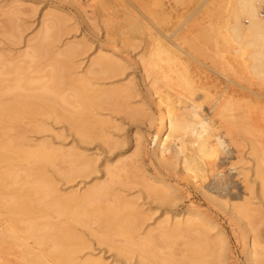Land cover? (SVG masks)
I'll return each mask as SVG.
<instances>
[{"label":"rangeland","instance_id":"obj_1","mask_svg":"<svg viewBox=\"0 0 264 264\" xmlns=\"http://www.w3.org/2000/svg\"><path fill=\"white\" fill-rule=\"evenodd\" d=\"M126 7L129 9H126ZM226 7L227 0H0V55L2 56V59L5 58L7 61H10L9 63L12 62L13 64H17L18 62V66H24V64L28 66L27 62L29 60L27 55L32 53L31 47L35 46L33 43H35L43 35L44 26H46L48 23V28H51L52 21H56L54 22V25H56L59 20L58 18L61 17L62 24L60 23L61 29H59L61 31H57V36H54V34L53 36L50 35L55 37L58 42L53 40V43L51 42L52 40L48 39L47 41H43L42 45L45 47V49H49L50 46L48 47V45L54 44L49 49L51 57H54L55 53L56 56L57 53L60 52V54L66 53L67 49H70L69 46H72L71 49H75V52H80V54L76 53L77 56L75 55L74 59H72L73 57L71 58L73 60L71 61L74 64V70L70 73V80H74L76 82V79L80 80V78H88V80L90 79V83L87 79L86 80L88 81L89 85H91L88 86L91 87V89L94 86V88H99V90L102 91L122 88L123 90H126V94L128 93L126 95L127 99H124L122 102H117L118 105L116 107H112V104L114 103H110L111 106L108 104L105 106L104 104L102 108H97L94 110L93 114L97 119L106 121L103 128L100 129V133L103 135L104 141L101 139H95L90 141L92 144L90 142H79L82 139L77 136L78 134L75 132L74 128L70 126V124L64 120L43 115H34L32 118H28V120H24L21 123L19 122V124L17 126L15 125L16 127L14 126V129L10 131L11 138L14 136L13 138L15 143L23 150L26 149L28 151H33V149L37 148L38 146H44L46 151L55 150L58 152V155H60V153L62 154L64 152L66 153L67 151L74 150L84 154L88 158L90 157L89 159L94 161V166L91 173L86 175H76L77 177L74 176V179L72 178L71 181L66 180L63 177V174H66L71 170L70 168L72 167V164H70L68 161L61 160L59 157L48 161V164H46L43 171L45 172L46 176L49 177L52 183L55 184L54 186L59 191V194L62 195L82 193L95 184L113 180L114 177L111 175V178L110 175L108 176V174H105V170L103 172L102 169H105L106 165H114L113 162L120 156L129 159L130 161L127 160L128 162L136 159L139 160L140 165L139 163H137L138 165L136 164L138 167L136 166L135 169H129L127 173L121 174V178L118 179L115 177L113 180L118 185L117 186L115 184L113 187L115 192L117 194L119 193V195L121 193L125 200L128 199V201L131 200V202H135L136 208L133 207L130 210L126 209L127 211L124 210L123 212H120L124 216V220L122 219L123 222L120 219V221L112 223L110 221L108 222L107 219L102 218V221L86 220L80 224L71 221H64L73 225H66L64 222V224H59L60 227H63L64 229L68 228L71 230V232H73L71 234H74V238L69 240V237L66 239V242L68 241L69 244L71 242V244L83 242V244H85V249H83L81 253L77 254L76 257L83 259V257L87 258L91 255H94V257L101 256L103 260L107 261L109 264L112 260H114L115 257L118 258V261H123L124 258L122 256L126 255L129 260H125H128V262L130 261V264H139V262H141L140 264H142V262L143 264H164V262L166 264H171L170 262L175 264V261L177 260L176 258L179 260V258L182 256H191L192 252L194 251H196L195 255L197 257L202 258V251L206 250V252L203 253L204 256L202 259L206 258L205 260H209L211 255L210 252L213 251V245L215 247V245H217L219 242V239L216 240V237H214L216 235L215 231L209 230L208 227H203L202 234L200 231V233H196V230L190 232L180 230L178 232L174 231V233L171 227L170 229L166 227V231V229L164 230L163 228H158L159 225H157L159 221L161 222V220L164 219L163 214L165 215L170 213L169 216H171L174 214L183 213L186 209L193 207L205 215L207 219L212 220L218 225L220 231L223 233L229 244L230 259L234 264H245L243 245L245 242L244 225L246 223V225L249 224L250 228L253 227V232L255 231L256 234L264 236V201L262 198H258L256 195L250 197V202L252 205L249 206V212L246 216V219L242 218L245 221V224L244 221L240 222V220L235 219L233 216H231L228 210L226 211L224 207H222L220 204L217 205L216 202H212L210 199V197H215L221 202L225 200H232L239 203L241 201H239L241 197H246V187L244 183L241 182L243 179L235 174L230 175V177L227 174L230 172L229 169L231 168L233 162L236 161L239 164H243V162L239 161V158L245 160L241 161H244L245 165L247 163L248 166L246 167V170L252 173V168L257 165L256 163L259 161L257 159L260 158H258L261 153L259 149H264V83L257 82L253 76L249 74L246 68H244L246 72H243L244 69L242 66H239L242 63V61L240 62L241 59L238 60L240 58V54L235 53L237 50H239V47L236 45V43L234 44V42H231V38H228L229 33L226 35L227 32L224 31L223 24L225 21ZM46 13L49 14V17H51V14L53 15V13L59 17H56V20L55 18H52V20L48 17V21L46 22ZM128 13L131 16H133L135 13L134 16L139 22V25L142 26V29H140L139 32L135 33V29L132 30L128 26V18H131ZM9 15L10 17H8ZM220 24L222 25L223 30L221 26H219ZM242 24L246 26L243 19ZM57 26L59 28V24H57ZM55 28L53 26L54 32L56 29H58ZM48 31L52 34L50 29H48ZM119 32H121V34ZM10 35H13L14 38ZM222 37L228 40L223 39ZM32 38L35 41H33ZM225 41H227V43H225ZM45 42H51L52 44H45ZM64 47H68L66 48V51ZM154 47L157 49V52L155 50V54H157L158 51L163 52L166 50V48H169L180 57H178V59L172 60L168 64L163 61H159L157 62L156 67H151L152 65L149 64L155 60V57H152V54L154 53ZM236 47H238L237 50ZM47 49L45 51L48 53ZM51 51H53V54ZM177 51L180 55L177 53ZM99 54L112 57L111 59H113V61L116 60L117 62H115L120 64V71L118 70L117 74H112L110 76L111 78H107L109 75L93 74L92 72L95 71H93V68L91 71L89 65L94 58L96 59L99 56ZM46 55L48 56V54ZM162 55L161 58L164 59L165 56L163 57ZM48 57L50 59V56ZM235 57L238 61L234 59ZM44 58L42 60V65L44 66V69L42 70L43 73L39 72L38 75V72L34 70V76V72L31 70L32 65L34 64H30L31 69L28 70L31 72H28V75H33L29 77L38 79L41 84L47 81L46 76L43 77L45 74L44 70H47L46 72L50 70V68L47 66L45 67L49 59L47 58L48 60L46 59L45 62ZM229 65L231 67H229ZM232 65L236 67L233 68ZM235 69L239 70L240 72L238 73ZM234 70L236 71V75L234 74ZM247 72L248 75L245 74ZM163 76L171 77L170 79H165ZM175 76H190L192 79L191 88L186 89L185 85H183L184 83H182L183 80L181 79V81ZM172 79L175 81L173 82ZM66 83H68V85L65 86ZM66 83L64 86L62 85L63 87H61L64 89V95L70 98L73 95L71 93L72 89H70L72 87H69L71 85L69 82L66 81ZM181 88L183 90H181ZM203 88H205L204 91ZM153 91H156V93L160 95L166 93H168L169 96L172 95L170 99L174 102L178 101L177 95L181 94V92L183 96L187 94L185 97L191 102L201 105L200 107H202V116H207L206 118L209 119L211 118L210 120L212 122L214 120L213 124H217V126L219 125L222 127L220 128L222 131L219 129V134L222 133L221 135H225L224 137H226L225 139L230 150L228 149L227 153L220 154V158L222 159L216 163V168H213L212 172L214 173H212V177L209 178L205 183H202V186L204 187H202L201 190L196 187L194 188V186L183 181V178L180 174L176 173L177 175H175L174 173H168L167 171L165 172L164 170H161V167H159L158 164L152 159L151 141L154 133L157 131V124L155 125L154 122V125H149V123L152 121L151 119L156 118V113H158L156 101H154L156 97L152 95L154 93ZM174 91L178 94L175 95ZM223 91L224 93H222ZM219 93H222V95L224 94L225 96L227 95V100L224 99L226 98L225 96H221ZM206 96L208 98L202 100ZM230 100H233V102H230ZM61 102L62 101H60V103ZM215 102L219 103L216 104ZM222 103L225 104V107ZM64 104L65 103L61 105L64 110L67 108L71 111L76 109L74 110L76 112L80 110V107L79 110H77V108H71L72 106L69 107L70 105L64 106ZM215 104L219 109L216 107L213 109ZM56 105L58 106V104ZM62 108L57 107V109H60V111L63 110ZM215 109L218 111H215ZM220 110L223 112L222 114ZM216 113L218 114L216 115ZM219 113L221 114L220 122V119L215 121L216 117L220 118V116L218 117ZM151 114L152 116H150ZM224 115L228 116L226 118L231 123L230 125L228 124L229 122L224 123L226 120ZM223 118L225 119L224 121L222 120ZM217 121L221 124H218ZM232 124L234 125V129ZM22 125L24 129L22 127L20 128ZM227 127H229V129L231 127L232 128L229 130ZM223 129L227 130L225 131ZM227 131L228 133L231 132L229 135L232 134V137H236H230V139H227V136L229 135L224 134V132L227 133ZM236 133L237 135H235ZM136 135L143 137L142 149L139 155L135 153L134 149L135 139L136 137L138 138ZM5 138L6 137L3 139ZM241 140H243L244 143H241ZM231 141L233 143L237 142L238 148L240 147V150L236 149L237 144L234 143V146ZM20 142L22 144H20ZM251 143H254L259 148L256 147L258 148L257 150L253 149L251 151V149L255 146H251ZM242 144L246 145L244 146L245 148L242 147ZM250 147L252 148L250 149ZM248 149H250L251 152L255 151L253 153L254 155L252 154L253 158L249 156V153L251 154V152ZM258 150L260 153L257 152ZM238 154L240 155L239 157ZM241 156H243V158ZM254 156H257L256 161ZM236 159H238V161ZM18 160H16L17 162H12L13 171H15V174L18 172V178L15 179L16 182L12 186L16 189L19 187V190H21L26 183L31 185L29 183L35 179L34 175H29L30 173L27 174L29 176L26 178V174L23 175V171L21 170L25 168H31L34 164L31 163L32 161H28L26 165L25 161H20V159ZM97 160L99 161L97 162ZM0 170L3 172V170L5 171V168L3 167ZM226 175L228 177H226ZM126 176L127 178L125 179ZM159 176L176 188V193L169 195L168 199H170V201H165V203L164 201L159 202L154 198L152 199V197L148 196L147 192V185L157 186L159 184L154 179V177ZM252 176V174L249 176L250 185L251 183L253 184ZM213 183H221L223 187L221 186V188L216 190L213 186ZM198 184L199 182L197 185ZM206 195L208 196V199ZM35 198H32V203H34ZM171 198L172 200L174 199V201H171ZM38 201H40L39 198H36L34 204H37V206L40 203ZM110 201L108 202L109 204L107 203L108 205L113 204ZM256 204L257 206H255ZM258 206L259 209H257ZM138 207L140 210L139 212L137 210ZM132 212L133 214L134 212H138L140 214L138 217L139 219L127 217L128 213L132 214ZM126 213L127 215H125ZM142 214H144V216ZM44 215L53 216L54 214H52L51 210L48 208L47 210L43 209L42 214L39 213L37 215L38 219L35 221V224L38 221L36 224L38 227L44 224V220L42 219ZM103 219L106 221H103ZM55 221L56 219L53 222ZM139 221L141 222L139 223ZM103 227L106 228L102 230ZM15 228V232L13 233L14 235H12L13 237L6 239V242L3 244V246H0V264H24V259H28V264H44L45 262V264H56L60 258L64 259V253V255L58 253L61 257H59L57 253V255L54 254L51 256L49 255L51 254L49 251H51L52 244L56 240V237L58 239L59 236H62L60 239H65V230L58 235L55 233L57 236H51L52 233H45L46 231L45 229L43 230L44 227H42L41 230L39 229L36 231L38 233L34 232L33 234L31 233L27 236L24 234V232H22V224H15ZM105 229L106 231L108 230L107 235L106 231H104ZM169 231L171 234L167 235L166 233ZM123 232H125V234H123ZM41 233L43 234L42 237ZM100 235L101 237H99ZM124 235H126V239H124ZM162 237H164L163 240ZM207 237H213L214 239L212 238L211 241L210 238L207 239ZM52 239L54 241H52ZM195 240L197 241V244H195ZM36 241L38 242L35 243ZM169 241L171 242L169 243ZM200 241L203 242L200 243ZM127 242L129 244H125ZM143 242L145 244H143ZM15 243L18 245L16 246ZM133 243L135 244L134 246L136 248H132ZM204 243L209 244V251L207 249V245ZM27 247L30 249V251L27 250ZM119 247H123V249H125L121 256H119V254L116 255V252L113 249ZM202 247H205V249ZM126 251L129 253L127 252L126 254ZM38 254L41 257H37ZM198 254H200V256H198ZM205 255L207 256L205 257ZM126 256L125 258H127ZM172 257H175V261L174 258L171 259ZM30 259L32 262L29 261Z\"/></svg>","mask_w":264,"mask_h":264},{"label":"bare ground","instance_id":"obj_2","mask_svg":"<svg viewBox=\"0 0 264 264\" xmlns=\"http://www.w3.org/2000/svg\"><path fill=\"white\" fill-rule=\"evenodd\" d=\"M100 7H101V5H100ZM102 7H103V5H102ZM126 9H129V8L126 7ZM104 11H105V9H104ZM225 11H226L225 12V21L223 24L224 31L227 32L226 35H228V33H229L228 38H231V40H232L231 42H234V44L236 43V45H238V47H239V50H237L238 47H236L237 51L235 52L236 54L237 53L240 54L239 55L240 58L238 57L239 58L238 60L241 59L240 62L242 61V63L239 66H242L243 69L246 68V70L252 76L251 71H250V66H254V61H253L252 57L255 54V49L250 47L251 32H250L248 26L247 25L244 26L242 24V19L244 20V10L241 6V0H227V7H226ZM54 15H55L54 13H53V15L51 14V17H49V14L45 15L47 17L46 22L48 21V17L50 19L55 18V20H56V17L57 18L59 17L58 15H55V16ZM134 15H135V13L133 14V16L130 15L131 18H128L129 21H127V23L129 22L128 26L132 30L135 29L134 32L136 33V32H139L140 29H142V26L139 25V22L137 21V19ZM8 17H10V15ZM7 19H9V18H7ZM58 19L59 20L56 23V25H54V22H56V21H54V22L52 21L53 24L51 23V25H52L51 28L50 27L48 28V26H47L48 23H47L46 26H44L43 35L41 34L42 36L36 41L37 44H36V42L33 43V44H35V46L31 47L32 53L27 55L28 60H29L27 62L28 66L25 65L24 63H23L24 66H21V65L18 66L17 65L18 62H17V64H13L12 62L9 63L10 61H7L5 58L2 59L1 58L2 56L0 55V169H2L3 167L5 168V171L3 170V172L0 170V246L1 247L3 246V244L6 242V239H10L11 237H13L12 235H14L13 233L15 232V229H16L15 224H18V223L23 225V228H22L23 231L22 232H24V234H26L27 236H28V234H31V233L33 234L34 232L38 233L36 231L39 229L41 230L42 227H44L43 230L45 229V231H46L45 233H48V234L52 233L51 236H53V235L55 236L56 234L58 235L59 233H61L65 230V232H64L65 233L64 234L65 239L61 240L60 238H62V236H59L58 239L56 237L55 241L52 239V241H54V243L52 244L51 251H49L51 254L48 253L51 256L54 254L57 255L58 253H61V254L64 253L65 254L66 258L65 257H63L64 259L60 258L62 260L59 259L56 262V264H108V262L104 261L101 256L100 257L95 256L96 257L95 258L94 255H91V256H88L87 258L83 257V259L76 257L77 254L81 253L83 251V249H85L84 248L85 244H83V242H78V243L76 242L74 244H71L72 242L70 244L68 243V241L66 242V239H68L69 237H70L69 240L71 238H74V236H73L74 234L72 235L71 233H73V232H71V230H69L68 228L64 229L63 227H60L59 224L63 223L64 221H71V222H75V223L80 224L86 220L99 221L102 218H105V219H107L108 222L110 221L112 223L118 222V221H120V219L124 220V218H123L124 216L120 212H123L126 209L130 210L133 207L136 208L135 202L133 203V202H131V200L128 201V199L125 200V198L121 195V193H120V195H119V193L117 194L115 192V190L113 189L114 185L116 184L115 181H113V180L115 177L118 179L121 178L122 177L121 174L127 173V171L129 169L130 170L132 168L135 169L136 166L138 165L137 163H139V165H140L139 160L136 159V160H133L131 162H128L127 160H129V159H126L125 157L120 156L113 162L114 165H112V164H111V166L106 165L105 169H102L103 172L105 170V174H108V176L110 175L111 178L113 176L114 177L113 180L105 181L103 183L101 182L100 184H95L86 190L84 189L85 191L83 190L84 192H82V193H77V194L74 193L73 195L71 194L72 196L70 194L62 195V194H59V191L54 186L55 184L52 183V181L49 179V177L46 176L45 172L43 171L46 164H48V161L54 160L55 158L59 157L61 160L68 161L70 164H72V167L70 168L71 170L68 173H66L67 172L66 171L65 172L66 174H63V177L66 180H70V181L72 180V178L74 179V176H76V175H86L88 173H91V171L93 170L94 161L89 159L90 157L88 158L84 154L77 152V151H74V150L73 151H67L66 153L64 152L62 154L60 153V155H58L57 154L58 152H56L55 150L46 151L44 146L43 147L38 146L37 148L33 149V151H28L26 149L23 150L22 148H20V146L18 147V145L14 141V138H13L14 136L11 138V134H10V131H12L14 129V126L15 125L17 126L19 124V122L21 123L24 120H28V118H30V117L32 118V116H34V115H43V116H51V117L66 121L68 124H70V126H72V128H74L75 132L78 134V135L77 134L76 135L82 139L79 142L82 141L85 143V142H90V141L95 140V139L103 140V135L100 133V129L103 128L106 121L97 119L95 117V115L93 114L94 110L97 108H102L104 106V104H105V106L107 104L109 106H111V104L114 103V104H112L113 105L112 107H116L118 105L117 102H122L124 99H127L126 95L128 93L126 94V92H125L126 90H123L122 88L121 89H115V90L113 89V90H107V91L103 90L102 91V90H99V88L98 89L94 88L95 86L92 89H91V87H88V86H91V85H89L90 79L88 80V78L84 79V78L79 77L80 80L76 79V82L74 80L73 81L70 80V76H71L70 73H71V71L74 70V64L72 63V61H73L72 59H74L75 55L77 56V54H80V52H75V49H73V48L71 49L72 46H69L70 49H67L66 53L60 54L61 53L60 52V53H57V56H56L55 52H57V51H55L54 52L55 56L51 57V53L49 52V49L52 45H54L51 42H53V40L58 42L57 39L55 37H52V36H53V34H54V36L55 35L57 36V33L59 31H61V30H59V29H61V24H62L61 23V17ZM43 22H45V21H43ZM57 24H59V28H58ZM53 26H54V28L55 27L58 28V29L55 28L56 29L55 32L53 31L54 30ZM125 26H126V24H125ZM219 26H221V28L223 30L222 25L220 24ZM45 29H47V30H45ZM48 29L51 30L52 34L48 31ZM10 32H11V30H10ZM119 33L121 34V32H119ZM50 35H52V36H50ZM10 36L13 37V35H10ZM58 37H60V36H58ZM48 39H50L52 41L48 42V43L45 42V44H52V45H48V47L50 46L49 49L46 48L48 51V53H47L45 51L46 49L42 45V43H43V41H45V40L47 41ZM223 39H226V38H223ZM32 40H33V38H32ZM226 40H228V39H226ZM33 41H35V40H33ZM225 43H227V41H225ZM228 44H230V43H228ZM76 47H77V45H76ZM64 48H63V50H64ZM66 48H68V47H66ZM66 48H65V51H66ZM68 50H72V51H68ZM73 50L75 53L73 52ZM153 50H154V53L152 51V53H153L152 57H155L154 59L156 61L154 60L152 63L149 64V65H152L151 67H156L157 62H159V61L160 62L163 61V62L168 64L172 60L178 59V57H180L175 52H173L172 49L170 50L169 48H166V50L163 52L158 51L157 54H155L157 52V49L155 47ZM155 50H156V52H155ZM51 52L53 54V51H51ZM49 53H50V55H49ZM177 53H178V51H177ZM46 54H48V56H50V59ZM101 54H102V52H101ZM101 54H99V56L96 59L94 58L91 61V64L89 65L91 71H92V68H93V71H95L92 73L93 74L95 73V74L109 75L107 78H109L112 74H117L119 67H120L119 66L120 64L116 63L117 62L116 60H115L116 62L113 61V59H111L112 57H108V56L101 55ZM112 54H114V53H112ZM161 55L163 57L165 56V58L164 59L161 58ZM25 56H24V58H25ZM241 57L242 58L244 57L243 58L244 60ZM43 58H44L45 62H46L47 58L49 59V61H47L46 65H45V67L47 66L48 68H50V70L48 72H46L47 70L46 71L44 70L45 74L43 75V77L46 76V78H47L46 82L47 83L43 82L41 84L38 79H35L33 77H29L32 74L28 75V72H29L28 70L31 69L30 68L31 65L34 64V65H32L31 70H33V72H34V70L37 71L38 75H39V72L43 73L42 72V70L44 69V66L42 65ZM234 59L237 60L236 57ZM236 60H235V62H236ZM232 62H234V61H232ZM243 63H244V65H243ZM237 64H239V63H237ZM229 67H231V66L229 65ZM234 67H236V66H233V68ZM235 70H234L235 75H236V71L238 73L240 72L239 70H236V71ZM246 70L244 69L243 72H246ZM248 72L245 74L248 75ZM29 73H31V72H29ZM34 74H35V72L33 73V75ZM163 77L165 79H170L171 76H163ZM175 77L177 79L179 78V80H181V79L183 80L182 83H184L183 85H185L186 89L191 88L192 79L190 78V76H175ZM172 78H173V76H172ZM86 79L89 81V83ZM66 81L69 82L71 85L73 84L72 86L71 85L69 86V87H72V88H70V89H72L71 93L73 94L72 97H70L71 99L68 98L66 95H64V92H63L64 89H62V87L64 86ZM174 81L175 80H173V82ZM181 81H180V83H181ZM74 82H75V84H74ZM36 85H38V86H36ZM66 85H68V83H66L65 86ZM87 87L90 89H88ZM204 89L205 88H203V91H204ZM158 90H159V88H158ZM181 90H183V89L181 88ZM153 92L154 93L152 95L154 97H156L154 99V101H156L158 113H156L157 116L155 119H151L152 121L151 122L149 121L150 123L148 122L149 125L153 124L154 122H155L154 123L155 125L157 124V131H156V133H154V135L152 137V141H151L152 142V153H151L152 159L154 160V162H156L158 164L159 167H161L160 168L161 170H164L165 172L167 171L168 173H174L175 175H177L176 173H178L182 176L183 181L194 186V188L196 187L199 190H201L202 187H204V186H202V183H205L206 181H208L209 178L212 177V175H213L212 173H214V172H212L213 168H216V166H217L216 163L220 159H222V158H220V154L227 153V150L229 149V145L227 144V141L225 139L226 137H224L225 135L224 136L221 135L222 133L219 134V129L222 127L219 125L217 126V124H213L214 120L212 122L210 120L211 118L209 119V118H206L207 116L206 117L202 116L203 114H201V109H202V107H200L201 105H198L197 103L194 104V102H191L188 98L185 97L187 94L185 96H183L182 92H181V94H178L177 92L174 91L175 95L178 94L177 95L178 101L176 100L177 102H174L170 99L172 95L169 96L168 93L160 95V94L156 93V91H153ZM191 92H190V95H191ZM206 92H207V89H206ZM66 93H68V92H66ZM222 93H224V91ZM222 93L221 94L219 93V95L225 96L224 94L222 95ZM225 97L226 98H224V97H222V98L227 100V95ZM194 98H195V96H194ZM206 98H208V97L206 96L202 100H205ZM211 100H212V98H211ZM60 101H62L61 102L62 104L65 103L64 106L70 105L69 107L72 106L71 108H77V110H79V107H80V110L77 112L74 111L76 109L71 111L70 109L68 110V108H67L66 110H64L61 107L62 104L60 103ZM231 101L233 102V100H230V102ZM238 102H239V100H238ZM59 103H60V105H59ZM218 103H216V104H218ZM56 104H58V106ZM216 104L213 107V109L216 107ZM223 105L225 107V104H223ZM220 106H222V105H220ZM57 107L58 108L60 107L63 110L61 109L62 111H60V109H57ZM211 109H212V107H211ZM217 109H219V108H217ZM217 109H215V111ZM57 110H59L60 112ZM111 111H113V110H111ZM220 112H221V110H220ZM222 113L223 112H221V114ZM211 114H212V112H211ZM217 114L218 113H216V115ZM221 114L219 113L218 117ZM204 115H205V113H204ZM150 116H152V114ZM224 116H222V117H224ZM209 117H211V116H209ZM226 117H228V116H225V118ZM216 118H215V121L218 119H220L219 122L221 121V116H220V118H217V119ZM203 120H208L211 122V124H212L211 133L206 134V129H205ZM222 120L224 121L225 119L223 118ZM219 122H218V124H221ZM225 122L226 123L229 122L227 118L224 121V123ZM232 122H234V121H232ZM228 124L230 125L231 123L229 122ZM222 125H223V123H222ZM21 127L23 128V125L20 126V128ZM223 128H224V126H223ZM227 128L229 129V127H227ZM233 129H234V125H233ZM69 130H71V129H69ZM223 130H225V129H223ZM229 133H231V132H229ZM229 133H228V131H227V133L224 132V134H226V135L227 134L229 135ZM231 135L227 136V139H230V137L231 138L236 137V136L232 137ZM235 135H237V133ZM136 136H138V138L136 137V139H135V144H134L135 148L134 149H135V153L139 155L141 153V149H142V138L143 137L140 135H136ZM216 136H220L224 139L225 144H227V146H228L226 150H221L219 152L215 151L214 146L216 145V139H215ZM4 137H6V138L3 139ZM236 139H238V138H236ZM22 140H23V138H22ZM232 143H231V145H232ZM234 143L237 144V142H234ZM241 143H244V141L241 140ZM20 144H22V143L20 142ZM84 145H86V144H84ZM254 145H255L254 143L253 144L251 143V146H254ZM234 146H235V144H234ZM244 146H246V145L244 144L242 147H244ZM236 147H235L236 149L240 148V147L238 148V144ZM256 147H258V146L255 145L253 148L250 147V149L252 148L251 151L253 149L257 150L259 148V147L258 148H256ZM250 149H248V150L250 151ZM259 150L261 153L259 152ZM259 150L257 152L260 153L261 156L260 155L258 156V158L260 157L259 159L256 158L257 156H254L255 161H256V159L259 161H257V163H256L257 165L254 166V168H252L253 172L250 170L252 173H250V172H248V170H246V167L248 165H247V163H246V165L244 164L245 160L239 158V161L243 162V164L242 163L239 164L236 161L233 162L231 168L229 169L230 172H228V174H227L229 177H230V175L235 174V175H238V177H241V179H243V181H241V182H243L245 187H246L245 191H246L247 196L246 197L243 196V197H241V199L238 198L239 201L241 200L239 202L240 204L238 202H235L232 200L231 201L225 200V201L221 202V201H219V199H217L215 197H210L212 202L213 201L216 202L217 205L220 204L222 207L225 208L226 211L228 210V212L231 214V216H233L237 220H240V222L241 221L243 222L244 221L243 219L244 218L246 219V216L248 215L249 206L252 205L250 202L251 201L250 197H253V195H256L258 198H262L264 201V149H259ZM254 152L255 151L251 152V154L249 153V156H251L253 158L252 154ZM255 155H256V153H255ZM239 156L240 155L238 154V157ZM241 157L243 158V156H241ZM18 159H20V161H22V160L25 161L26 165H27L28 161H32L31 163L34 164L33 167H31V165H30L31 168H25L21 171H23V173H22L23 175L26 174V178H28L27 176H29V175L30 176L34 175L35 179H33L29 184H31V185L36 184V185L31 186V185H28V183H26L25 186L21 190H19V187L16 189L12 186L16 182L15 179L18 178V172H17V174H15V171H13V169H12V162H15ZM236 160L238 161V159H236ZM241 160H244V161H241ZM98 161L99 160H97V162ZM246 162H247V160H246ZM13 167H15V166H13ZM96 171H94V172H96ZM28 173H30V174L27 175ZM249 173L253 175L252 176L253 177V179H252L253 184L251 183V185H250V179H249L250 174ZM227 175H226V177H228ZM219 176H220V174H219ZM222 176H225V175H222ZM126 178H127V176L125 177V179ZM154 179L159 184L157 186L156 185H152V186L147 185L148 196L152 197V199L154 198V199L158 200L159 202L164 201V203H165V201H170V199H168V196L176 193V188L174 186H172L170 183H168L167 181H165L160 176L154 177ZM221 181H223V180H221ZM198 182H199V184L197 185ZM143 183H144V181H143ZM150 183H151V181H150ZM128 184H130V183H128ZM28 186H30V187H28ZM213 186L216 190L221 188V186L223 187V185H221V183H217V184L213 183ZM29 196L30 197L32 196V197L30 198ZM33 196H35V197L37 196L36 198H39L40 201H38V202H40V203L38 204V206H37V204H34L36 201V198ZM206 197L208 199L207 195H206ZM32 198H35L34 203H32V201H33ZM110 200H112L113 202ZM109 201L113 204L108 205ZM171 201H174V199L172 200V198H171ZM255 206H257V204ZM251 207H254V206H251ZM47 208L49 210H51L52 214H54V215L53 216L52 215H44L42 217V219L44 220V224L43 225L40 224L42 227L41 226L38 227L36 225L38 221L35 224L36 219H38L37 215L39 213L42 214L43 209L47 210ZM257 209H259V206ZM137 210H138V212L140 211L139 207L137 208ZM138 212H134V214H133V212H132V214L128 213L127 217H133V218L139 219L138 217L140 214ZM125 215H127V213ZM142 215L144 216V214H142ZM169 215H170V213H167L165 215L163 214L164 219L161 220V222L159 221L160 222V223L158 222L159 224L157 223V225H159L158 228H163L164 230L166 229V231H167L166 227H168L169 229L171 227V229H173L172 230L173 232L174 231L178 232L180 230L190 232V231L196 230L197 231L196 233L201 232V234H202V231H203L202 228L208 227L209 230L215 231L216 235L214 237H216V240L219 239V242L217 243V245H215V247L213 245V249H212L213 251L210 252L211 255L208 254V255H210V257H209L210 259L208 258L209 260H205L206 258L202 259L204 256L203 253L206 252V250L202 251L203 252L202 258L197 257L195 255L196 251H194V252L191 251L192 254L189 253V254H191V256H187V257L182 256L183 258L181 257V258H179V260H178V258H176L177 259L176 261H175V257H172L171 259L174 258L175 264H234L233 261H231V259H230L231 257H230L229 244H228L226 238L224 237L223 233L220 231V229L216 223H214L210 219H207L205 217V215L200 213L194 207L186 209L183 213H178V214H174L171 216H169ZM55 219H56V221L53 222ZM105 219H103V221ZM123 220H122V222H123ZM140 222L141 221H139V223ZM64 223L66 225L70 224L67 222H64ZM86 224H88V223H86ZM244 224H245V221H244ZM246 224L244 225V227H245V242L243 245L244 246L243 254H244L245 264H264V236L256 234L255 231L253 232V230H252L253 227L250 228L249 224L248 225H246ZM70 225H73V224H70ZM250 226H251V224H250ZM74 227H76V226H74ZM106 227H103L102 230ZM113 227H112V229H113ZM87 229H88V227H87ZM109 229H110V227H109ZM114 230H115V228H114ZM104 231H106V229ZM16 232H18V231H16ZM107 232H108V230L106 231V235H107ZM169 232L168 233L164 232V233H166L167 235L171 234V232L170 233ZM148 233H149V231H148ZM174 233H173V235H174ZM118 234H120V233H118ZM123 234H125V232H123ZM123 234H121V235H123ZM89 235H90V233H89ZM30 236H32V235H30ZM35 236H36V234H35ZM42 236H43V234L41 233V237ZM77 236H75V237H77ZM110 236H111V234H110ZM124 236H125L124 239H126V235H124ZM178 236H180V235H178ZM206 236H205V238H206ZM39 237H40V234H39ZM99 237H101V235ZM37 238H38V235H37ZM163 238L164 237H162V240H163ZM208 238H210V237H207V239ZM212 238H210V240ZM142 240H143V238H142ZM83 241H84V239H83ZM37 242L38 241H36L35 243H37ZM170 242L171 241H169V243ZM202 242L200 241V243H202ZM206 243H208V242H206ZM215 243H216V241H215ZM125 244H129V243L127 242ZM143 244H145V243L143 242ZM195 244H197V241ZM17 245L18 244H16V246ZM132 245H133L132 248H134L135 244L133 243ZM205 245H207V249H208L209 244H205ZM49 246H51V245H49ZM119 246H120V244H119ZM140 246H142V245H140ZM201 246H202V244H201ZM210 246H212V245H210ZM23 247H26V246H23ZM117 247H118V245H117ZM47 248H49V247H47ZM7 249H6V251H7ZM37 249H39V248H37ZM87 249H90V248H87ZM113 249L115 250L116 255L119 254V256H121L125 250V249H123V247L122 248L121 247L113 248ZM203 249H205V247ZM27 250L30 251L29 248ZM188 250H190V249H188ZM193 250H194V248H193ZM208 251H209V249H208ZM127 252L128 251H126L125 253L127 254ZM166 254H168V253H166ZM58 256H59V254H58ZM125 256H122L124 258L123 261L121 260L122 262L118 261L117 260L118 258L115 257L114 260H112L109 264H130L129 263L130 261L128 262V260H129L128 257L126 256L127 258H125ZM171 256H173V255H171ZM198 256H200V254H198ZM206 256L207 255H205V257ZM37 257H41V256L38 254ZM59 257H61V256H59ZM49 259H51V258H49ZM119 259H120V257H119ZM125 259H128V260L126 261ZM29 261L32 262L31 259ZM131 262H132V260H131ZM34 263H36V262H34ZM140 263L141 262H139V264ZM170 263L172 264V262H170ZM24 264H28V259L27 260L24 259ZM142 264H143V262H142ZM164 264H166V263L164 262Z\"/></svg>","mask_w":264,"mask_h":264},{"label":"clouds","instance_id":"obj_3","mask_svg":"<svg viewBox=\"0 0 264 264\" xmlns=\"http://www.w3.org/2000/svg\"><path fill=\"white\" fill-rule=\"evenodd\" d=\"M241 6L244 10V23L251 32L250 47L255 49L252 57L254 66H250V71L257 82L264 83V0H241ZM203 123L206 134L211 133V122L203 120ZM215 139V151L227 149L222 137L216 136Z\"/></svg>","mask_w":264,"mask_h":264}]
</instances>
